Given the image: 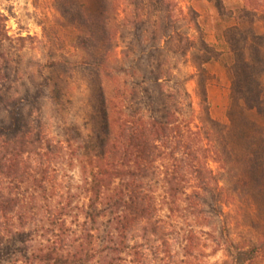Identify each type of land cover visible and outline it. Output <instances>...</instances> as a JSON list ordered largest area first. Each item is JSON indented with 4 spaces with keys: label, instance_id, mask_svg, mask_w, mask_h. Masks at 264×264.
<instances>
[{
    "label": "trees",
    "instance_id": "16d2710c",
    "mask_svg": "<svg viewBox=\"0 0 264 264\" xmlns=\"http://www.w3.org/2000/svg\"><path fill=\"white\" fill-rule=\"evenodd\" d=\"M52 1L73 37L36 58L0 12V264H191L207 243L264 261V0H210L229 61L192 0ZM216 62L226 123L209 112Z\"/></svg>",
    "mask_w": 264,
    "mask_h": 264
},
{
    "label": "rangeland",
    "instance_id": "374dc122",
    "mask_svg": "<svg viewBox=\"0 0 264 264\" xmlns=\"http://www.w3.org/2000/svg\"><path fill=\"white\" fill-rule=\"evenodd\" d=\"M185 6L183 0H177ZM223 7L226 11H234L241 5V0H222ZM189 5L198 13L199 23L202 26L206 41L219 51H223V58L229 61V56L225 47L223 30L227 26L225 18H221L215 9L213 2L210 0H192ZM0 12L6 17L5 29L7 35L12 38L16 37H33L35 42L33 47H29L28 52H32L33 57H39L43 51H61L72 39L70 30L61 28V25L55 22V10L52 0H0ZM182 70L192 73L188 65L183 66ZM211 79L208 85V104L209 112L213 119L221 122H227L226 112L228 109L229 83L225 75L224 67L221 63H214L209 70ZM187 90L191 95L192 102L196 112L199 111V99L196 95V82L192 80L187 83ZM47 107L42 112V118L49 115ZM37 115L34 113L33 117ZM57 167H59L57 165ZM55 168L53 175L57 178L58 183L62 180L61 171ZM214 170L215 165L211 164ZM76 178V173L70 174ZM70 177V176H69ZM225 212L230 213L235 227L236 242L242 243L240 233L246 229V222L241 217V213H236L233 209L225 208ZM183 230L189 228L184 225ZM259 234H254L253 237ZM248 242V239L246 240ZM203 241L200 240L202 245ZM204 245V244H203ZM211 246L207 243L201 253L203 256L198 257L196 262L191 264H224L227 257L224 251L210 255ZM130 259V258H129ZM259 264H264L262 261Z\"/></svg>",
    "mask_w": 264,
    "mask_h": 264
}]
</instances>
